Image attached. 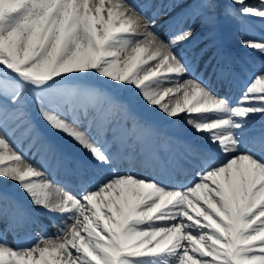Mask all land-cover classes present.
<instances>
[{
	"label": "snow or ice",
	"instance_id": "1",
	"mask_svg": "<svg viewBox=\"0 0 264 264\" xmlns=\"http://www.w3.org/2000/svg\"><path fill=\"white\" fill-rule=\"evenodd\" d=\"M228 20L260 60L213 67V89L181 45L194 26L213 36ZM255 24L264 29V0H0V264H264V36L244 35ZM132 90L191 130L180 159L115 147L122 125L147 130L120 99ZM37 121L84 158L69 167ZM17 133L40 143L70 190L35 169ZM8 182L40 211H21Z\"/></svg>",
	"mask_w": 264,
	"mask_h": 264
},
{
	"label": "bare ground",
	"instance_id": "2",
	"mask_svg": "<svg viewBox=\"0 0 264 264\" xmlns=\"http://www.w3.org/2000/svg\"><path fill=\"white\" fill-rule=\"evenodd\" d=\"M133 1V0H130ZM141 2V0H139ZM151 11H146V16L150 18L151 17ZM145 13V11H144ZM165 18V17H164ZM163 18V19H164ZM161 19V20H163ZM159 26V25H158ZM201 32H204V29H202L200 26H194V32H193V37H195L197 34H200ZM162 37L166 40L167 39V33L161 31ZM233 35V42L234 44L240 45L242 44V32L240 27L236 28L234 32L232 33ZM245 35V34H244ZM264 36V35H263ZM262 36H259L258 34L252 32L251 35L248 37L245 36V38H254V39H260ZM191 38V39H192ZM186 44V43H185ZM183 44V45H185ZM154 63V62H151ZM194 73V72H193ZM196 75V73H194ZM197 76V75H196ZM189 77H184L183 79H188ZM212 86V85H211ZM213 89H215L214 86H212ZM179 96L181 104L183 103V97L180 94H177ZM132 99V98H131ZM136 100V99H134ZM166 101H171L172 103L175 102L174 99L171 98V94L169 97L165 98ZM128 102V101H127ZM129 104V107L131 108L132 112L139 117L140 121L142 122L143 125L146 126L145 131L141 130H135L133 131L131 129V124L129 123L126 127L121 126L119 130L116 131L115 136L116 137H121L122 140L119 143L120 146H123V150L130 156V152L132 151L133 147H138L140 148H147L149 150H152L156 148L160 152L164 153H170L172 151V147L170 146L169 142H172V144L176 145H183V142L185 141H190L192 139L191 136V130L188 129L183 122L181 121L180 124H173L163 113L157 111L155 108H149L147 107L144 102L140 99L138 101L133 102V104ZM138 105L141 106L142 110L145 112L143 114H138L133 111V107H137ZM37 127L39 131L43 134L44 138L52 144V146L55 148L57 153H62L64 156L71 158L75 157V159H83L84 158V153L81 151V149L75 145L71 140L68 138L57 134L53 133L51 130L47 128L43 122H37ZM109 138H112V133H109ZM13 139L17 143V147L29 158L31 161L32 165H34L35 169L41 173H43L45 179L53 181V182H59L58 186L65 188V190H70L71 189V184L66 180V179H61L58 175H51L48 173V170L45 166V163L41 160V155L42 157L48 160L49 164L54 163L55 161L52 158V156L48 153H46L43 149L40 147V143H37L35 146H33L30 142L29 139L27 138H20L19 133H17ZM22 141V143H19V141ZM118 144V145H119ZM150 155H148L149 157ZM124 168H129L133 171H135L138 175L146 177V178H151L152 173H145L143 171V167L141 168L139 164L135 165H124ZM67 185V187H65ZM18 191H21L18 187H15L11 184V182H8V187L6 189L7 195L9 196L10 200L15 202L16 205L19 206L21 211H24L23 209L26 208L27 213H31L33 211H40L39 209H34L33 206L31 205L28 197L21 191L20 195L18 194ZM24 207V208H21ZM47 222L48 219L47 217H42ZM51 225V223H48ZM56 232V229L50 228L47 233L49 235L53 234ZM22 236V233H20ZM8 241L9 244L15 246V238L14 234L12 235L11 233L8 234Z\"/></svg>",
	"mask_w": 264,
	"mask_h": 264
},
{
	"label": "rangeland",
	"instance_id": "3",
	"mask_svg": "<svg viewBox=\"0 0 264 264\" xmlns=\"http://www.w3.org/2000/svg\"><path fill=\"white\" fill-rule=\"evenodd\" d=\"M100 81H93V83H98ZM99 84V83H98ZM135 90H132V92H125V94L127 95V97H130V99L134 102V101H138L139 100V96H136L134 94ZM136 99V100H134ZM57 231V230H56Z\"/></svg>",
	"mask_w": 264,
	"mask_h": 264
}]
</instances>
